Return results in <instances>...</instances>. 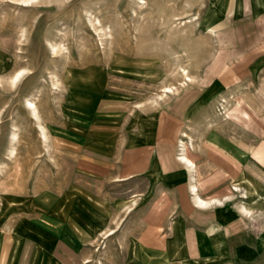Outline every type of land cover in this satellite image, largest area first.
<instances>
[{
	"label": "rangeland",
	"instance_id": "obj_1",
	"mask_svg": "<svg viewBox=\"0 0 264 264\" xmlns=\"http://www.w3.org/2000/svg\"><path fill=\"white\" fill-rule=\"evenodd\" d=\"M21 1L0 0L12 264H264V0Z\"/></svg>",
	"mask_w": 264,
	"mask_h": 264
},
{
	"label": "crops",
	"instance_id": "obj_2",
	"mask_svg": "<svg viewBox=\"0 0 264 264\" xmlns=\"http://www.w3.org/2000/svg\"><path fill=\"white\" fill-rule=\"evenodd\" d=\"M190 186V185H189ZM243 190V189H241ZM240 190V192H242ZM235 192L232 191V194H234ZM243 195L242 196H246V193L242 192ZM198 195L194 196L193 197V202L195 204V206H198L200 208H208V207H204L202 203L204 202H201L198 198H197ZM241 196V197H242ZM199 197V196H198ZM233 199V196L231 198V200ZM234 207H236L238 209V211H240L241 213L245 214V215H248V216H251L252 215V210L250 208H248L246 205L242 204V203H235L234 204ZM4 230L3 227L0 226V264H12V260L14 259L13 256H15L14 252L15 250L14 249H11L10 247H8V245H6V241H7V238H4V234L1 235V232ZM17 262V261H16ZM15 261H13V264H18L16 263Z\"/></svg>",
	"mask_w": 264,
	"mask_h": 264
},
{
	"label": "bare ground",
	"instance_id": "obj_3",
	"mask_svg": "<svg viewBox=\"0 0 264 264\" xmlns=\"http://www.w3.org/2000/svg\"><path fill=\"white\" fill-rule=\"evenodd\" d=\"M25 2V4H28L29 3V0H23ZM21 1V2H23ZM145 1V0H144ZM141 2V1H140ZM143 3V2H142ZM185 69V68H184ZM20 73V72H18ZM187 74V73H186ZM180 159H182V161H184L185 163H187L188 166H192L193 165V162L191 161V159L185 155V153H182L180 156H179ZM191 189L193 190V193L194 194H197V188H196V185L194 183H191ZM197 198L203 202V199H201L200 197L197 196Z\"/></svg>",
	"mask_w": 264,
	"mask_h": 264
}]
</instances>
